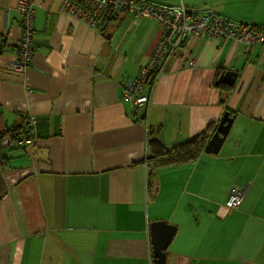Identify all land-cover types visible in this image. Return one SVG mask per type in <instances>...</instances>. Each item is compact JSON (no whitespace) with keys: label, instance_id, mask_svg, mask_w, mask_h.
<instances>
[{"label":"crops","instance_id":"obj_1","mask_svg":"<svg viewBox=\"0 0 264 264\" xmlns=\"http://www.w3.org/2000/svg\"><path fill=\"white\" fill-rule=\"evenodd\" d=\"M15 2L0 0V135L27 116L37 126L27 150L0 148V264H151L158 220L177 228L166 264H264V46L187 39L134 116L121 84L164 36L155 20L122 12L94 30L60 12L63 0H34L32 62L15 73ZM226 111L217 155L146 164L151 139L179 147ZM232 187L243 201L228 212Z\"/></svg>","mask_w":264,"mask_h":264},{"label":"built area","instance_id":"obj_2","mask_svg":"<svg viewBox=\"0 0 264 264\" xmlns=\"http://www.w3.org/2000/svg\"><path fill=\"white\" fill-rule=\"evenodd\" d=\"M122 1L127 0H63L60 12L97 30H104L110 18L122 12L136 18L133 22H139L143 19L142 16L150 17L167 28L166 35L157 42V48L146 66L135 79L124 84L122 96L130 103L132 112L147 103L148 98L141 93V89L154 71L157 62L162 61L163 68L165 61L183 47L190 35L195 34L200 38L215 37L223 42L240 41L246 49L256 44L264 46V24L246 27L210 9L193 12L185 7L182 0H179V5L173 4L162 8L148 0H135V6L128 4L123 6ZM15 9L21 18L22 36L13 52L14 59L9 68L15 73H23L29 67L32 56L33 0H16ZM137 13L142 15L137 16ZM206 14H210L212 19ZM260 58L264 61V52ZM145 69L146 74L142 76L144 73L141 72ZM242 199V190L232 189L225 201V210L228 212L237 210Z\"/></svg>","mask_w":264,"mask_h":264},{"label":"rangeland","instance_id":"obj_3","mask_svg":"<svg viewBox=\"0 0 264 264\" xmlns=\"http://www.w3.org/2000/svg\"><path fill=\"white\" fill-rule=\"evenodd\" d=\"M148 1H151L152 3L154 4H157L158 7L162 8V7H168V6H172L173 4L174 5H179V0H169V1H165V2H159L157 0H148ZM184 2V4H186L189 8L193 9V12H199V11H204V10H200L201 7H204V6H208L210 10H212L213 12H215L216 14L218 15H221L222 17L224 18H227V19H230V20H233L237 23H241L243 26H245V24H258V25H263L264 24V0H200L199 2L197 1H193V0H182ZM157 2V3H155ZM182 2V3H183ZM160 3V4H158ZM124 4H128L129 6H135V0H127V1H122V5L124 6ZM162 4H168V5H162ZM120 5V6H122ZM199 8V9H198ZM18 13V12H17ZM19 15V14H18ZM137 16H141L142 14L141 13H137L136 14ZM208 16L209 19H212L211 15L210 14H206ZM20 17V16H19ZM132 20L136 19L134 18L133 16H131ZM141 18H150V17H144L142 16ZM33 19H34V0H33ZM150 19H153V18H150ZM142 20V19H141ZM140 20V21H141ZM154 20V19H153ZM139 21V22H140ZM79 22V21H78ZM139 22H134V25H137ZM256 22V23H255ZM133 24V22H131ZM85 25V24H84ZM87 27L91 28L90 26L86 25ZM161 26V25H160ZM247 26H251V25H246ZM162 30H163V33L164 35H166L165 32H167V28L164 27L163 25L161 26ZM93 29V28H91ZM94 30H97V29H94ZM104 31V30H103ZM33 33H34V25H33V32H32V56H31V62H32V58H33ZM103 35H105V33H103ZM164 37V36H163ZM189 38H195V39H201L200 36H197L195 34H192L190 35ZM187 38V39H189ZM207 38V37H205ZM209 39H214V40H218L216 39L215 37H212V38H209ZM20 40V39H19ZM18 40V41H19ZM218 41H221V40H218ZM223 42V41H222ZM226 42H231L233 43L234 40L232 41H226ZM240 43V41H239ZM18 44V42H17ZM17 44L16 46L14 47L13 49V52L15 51L16 47H17ZM242 44V43H240ZM253 46V45H252ZM254 46H263V45H254ZM157 48V44L155 46V50ZM14 56V55H13ZM31 64V63H30ZM189 65L192 67L193 66V61H190ZM30 66V65H29ZM146 65L142 66V68L140 69V71L145 67ZM140 71L137 73V76L138 74L140 73ZM14 72V71H13ZM156 73L155 75L156 76H160L161 73L163 72V68H162V61H158L157 64H156V67L154 69V71L152 73ZM141 73H144L142 76H144L146 74V69L143 70ZM151 73V74H152ZM151 74H150V77L149 79L147 80V82L142 86V89H141V93L143 95H147L145 93V88L148 87V84H150L152 78H151ZM136 76V77H137ZM135 77V78H136ZM133 78V79H135ZM151 78V79H150ZM133 79L131 80H126L124 81L122 84H121V89L123 90V87H124V84L126 82H131ZM142 83V82H141ZM140 83V84H141ZM123 97V96H122ZM148 98V101H149V97L147 96ZM147 101V103H148ZM143 106L146 107V104ZM130 105V103H129ZM130 108H131V105H130ZM141 108L137 109L135 112H132L131 113L135 116V114H137L139 112ZM227 112V111H226ZM30 121H32V123H29ZM28 125V124H31L32 126L35 127L36 129V126H37V119L32 117V116H27L25 118V122H24V125ZM23 125V126H24ZM21 126V128L23 127ZM215 128V126H214ZM213 130L211 131V133L208 135L210 136L212 134ZM18 136V134H17ZM11 137H16V135H11L10 137H3L1 140H2V144L1 145H4V144H9L10 142V138ZM21 137V136H19ZM35 143L34 140H30V139H27V138H22L17 142V146H18V150H27V148H29L30 146H32L33 144ZM191 162H194V161H191ZM227 199V198H226ZM226 201V200H225ZM225 204V202H224ZM225 209V208H224ZM150 245V243H149ZM150 260L152 261V254H151V246H150Z\"/></svg>","mask_w":264,"mask_h":264},{"label":"trees","instance_id":"obj_4","mask_svg":"<svg viewBox=\"0 0 264 264\" xmlns=\"http://www.w3.org/2000/svg\"><path fill=\"white\" fill-rule=\"evenodd\" d=\"M33 22H34V19H33ZM109 22L110 21L107 22L106 28H108ZM218 87H220L221 89L227 88L225 85H219ZM11 135H16V137L14 138L11 137L9 144L1 145L2 144L1 139L3 137H10ZM19 136H21L22 138H27V139L35 141L36 140V129L31 124H28V125L26 124L22 128L20 126V127H16L13 129H5L0 135V148L2 147L1 148L2 150L3 149L18 150L17 142L21 139V137ZM208 140H209V136L206 134V132H203L202 134L192 138L190 141L182 144L179 147L165 148L159 142L155 141L154 139H151L149 141L150 153L148 157L146 158V164L151 168L159 169L160 167H167V166L177 165L181 163L196 161V159H198L201 154L203 155L204 146ZM0 157H1L0 166H2L4 165L2 160L3 158H5V155L3 154V156H0ZM150 172L152 173V171ZM235 188L240 190L237 187H232L229 189L228 194L230 193L232 189H235ZM228 194H227V197H228Z\"/></svg>","mask_w":264,"mask_h":264},{"label":"water","instance_id":"obj_5","mask_svg":"<svg viewBox=\"0 0 264 264\" xmlns=\"http://www.w3.org/2000/svg\"><path fill=\"white\" fill-rule=\"evenodd\" d=\"M165 2L169 0H157ZM208 6L201 7L200 10H207ZM236 74L226 73L222 77V83L233 84ZM234 116L228 111L219 119L217 125L213 129L209 140L204 146V153L209 155H217L230 131ZM177 228L174 224L166 221H153L149 224V243L151 246L152 261L151 264H166L167 250L175 236Z\"/></svg>","mask_w":264,"mask_h":264},{"label":"flooded vegetation","instance_id":"obj_6","mask_svg":"<svg viewBox=\"0 0 264 264\" xmlns=\"http://www.w3.org/2000/svg\"><path fill=\"white\" fill-rule=\"evenodd\" d=\"M243 192V191H242Z\"/></svg>","mask_w":264,"mask_h":264}]
</instances>
